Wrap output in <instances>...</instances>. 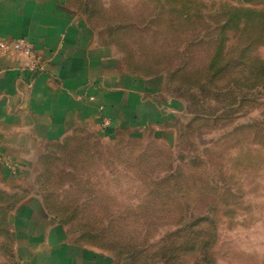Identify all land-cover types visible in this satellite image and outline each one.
Returning <instances> with one entry per match:
<instances>
[{
  "label": "rangeland",
  "instance_id": "1",
  "mask_svg": "<svg viewBox=\"0 0 264 264\" xmlns=\"http://www.w3.org/2000/svg\"><path fill=\"white\" fill-rule=\"evenodd\" d=\"M73 3L127 71L161 76L178 122L160 139L95 124L39 144L18 188L0 180V264H17L8 218L30 193L115 264H264V10Z\"/></svg>",
  "mask_w": 264,
  "mask_h": 264
},
{
  "label": "crops",
  "instance_id": "2",
  "mask_svg": "<svg viewBox=\"0 0 264 264\" xmlns=\"http://www.w3.org/2000/svg\"><path fill=\"white\" fill-rule=\"evenodd\" d=\"M234 1L264 10V0ZM19 39L29 41L42 71L31 72L20 56L0 55V180L10 189L22 184L39 144L100 124L101 107L109 132L123 129L135 140L163 138L177 124L161 76L127 71L73 0H0V42ZM21 197L8 218L17 264H115L113 256L71 241L43 198Z\"/></svg>",
  "mask_w": 264,
  "mask_h": 264
},
{
  "label": "built area",
  "instance_id": "3",
  "mask_svg": "<svg viewBox=\"0 0 264 264\" xmlns=\"http://www.w3.org/2000/svg\"><path fill=\"white\" fill-rule=\"evenodd\" d=\"M0 55L2 56H20L29 61L31 72H41V62L38 56L33 52L29 41L19 39L10 42H0ZM98 119L103 128L111 126V120L104 115L103 107L99 109Z\"/></svg>",
  "mask_w": 264,
  "mask_h": 264
}]
</instances>
